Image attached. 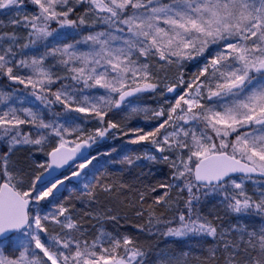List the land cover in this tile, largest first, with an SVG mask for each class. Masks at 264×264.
<instances>
[{
	"label": "snow or ice",
	"instance_id": "1",
	"mask_svg": "<svg viewBox=\"0 0 264 264\" xmlns=\"http://www.w3.org/2000/svg\"><path fill=\"white\" fill-rule=\"evenodd\" d=\"M0 264H264V0H0Z\"/></svg>",
	"mask_w": 264,
	"mask_h": 264
}]
</instances>
